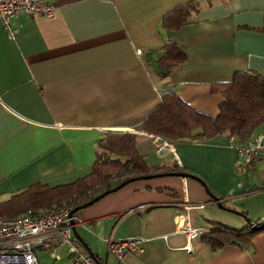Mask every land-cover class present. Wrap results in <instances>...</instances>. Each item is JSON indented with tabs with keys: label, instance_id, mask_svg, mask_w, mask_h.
Here are the masks:
<instances>
[{
	"label": "crops",
	"instance_id": "0c3cea01",
	"mask_svg": "<svg viewBox=\"0 0 264 264\" xmlns=\"http://www.w3.org/2000/svg\"><path fill=\"white\" fill-rule=\"evenodd\" d=\"M51 1L50 18L10 17L12 39L0 21V201L35 183L55 186L88 175L100 139L109 132L134 133L149 166L171 162L166 165L197 176L224 208L193 178L130 181L73 214L78 246L97 264H264V232L215 250L202 238L211 221L245 226L235 211L264 222V156L235 165L236 147L248 138L221 133L170 141L178 164L173 153L155 152L152 137L132 131H143L142 121L165 90L214 118L225 99L220 83L235 71L264 78V0ZM189 1L199 8L188 21L163 28V16ZM165 41L179 45L186 59L161 79L154 60ZM184 188L191 201L204 203L190 211L198 230L190 252L174 226ZM132 236L143 238L140 250L122 261L107 252L106 238ZM57 252L54 260L44 246L35 249L43 264H68L67 249Z\"/></svg>",
	"mask_w": 264,
	"mask_h": 264
},
{
	"label": "trees",
	"instance_id": "16d2710c",
	"mask_svg": "<svg viewBox=\"0 0 264 264\" xmlns=\"http://www.w3.org/2000/svg\"><path fill=\"white\" fill-rule=\"evenodd\" d=\"M198 8L197 2L189 1L170 10L162 18V27L178 29ZM160 49L154 65L158 76L163 79L185 61L186 53L173 41L163 42ZM219 86L225 99L219 105L216 117L198 111L175 92L165 90L161 93L160 103L142 121L141 130L172 142L184 138L207 139L221 133L243 141L257 127L264 128V78L259 73L235 71L229 82ZM176 171L184 172L176 165L165 163L149 166L136 148V134L109 132L98 141L96 159L88 175L55 186L35 183L0 201V216H16L40 207L57 209L68 203L73 205V209L132 177ZM204 188L214 194L208 186ZM161 189L170 192L166 188ZM242 215L246 220L245 226L232 228L211 221L202 238L215 250L246 244L255 234L264 232V228L251 227L252 223L259 227L264 222H253L246 213L242 212Z\"/></svg>",
	"mask_w": 264,
	"mask_h": 264
},
{
	"label": "built area",
	"instance_id": "2783aa9c",
	"mask_svg": "<svg viewBox=\"0 0 264 264\" xmlns=\"http://www.w3.org/2000/svg\"><path fill=\"white\" fill-rule=\"evenodd\" d=\"M54 4L51 0H0V21L8 38H14L15 30L10 27V17L18 14H35L47 18L52 17ZM139 52V50H137ZM152 137L157 154L164 151L174 154L178 164H181L174 151L173 144L167 139L139 130ZM236 167L250 164L255 159L264 156V130L236 147ZM203 202L191 201L186 190L181 196V209L174 215V226L186 237V250L190 252V242L198 235V230L190 222V211ZM73 205L64 204L57 209L36 208L16 216H0V264H43L36 256L37 246H44L48 257L59 259L58 247H65L69 254L68 264H97L95 258L78 246V240L72 233L71 215ZM144 207V205L140 206ZM143 238H106L107 252L116 260L122 261L133 251L140 250Z\"/></svg>",
	"mask_w": 264,
	"mask_h": 264
},
{
	"label": "water",
	"instance_id": "95a60500",
	"mask_svg": "<svg viewBox=\"0 0 264 264\" xmlns=\"http://www.w3.org/2000/svg\"><path fill=\"white\" fill-rule=\"evenodd\" d=\"M164 175H176V176H181L183 178H193L197 181H199L203 186H205L206 184L204 183L203 180L199 179L197 176H194L190 173H187V172H183V171H176V172H166V173H156V174H152V175H146V176H140V177H132L130 179H128L126 182H122L121 184H118L117 186L109 189V190H105L103 191L102 193L98 194L97 196H95L94 198H92L91 200L85 202L84 204L80 205V206H76L74 207L72 210H71V215H73L75 212H77L79 209H82V208H85L89 205H91L92 203L96 202L97 200H99L100 198H102L103 196H105L106 194L112 192V191H116L118 190L119 188H121L122 186H124L126 183L130 182V181H134V180H139V179H149V178H152V177H158V176H164ZM206 192L209 194L210 198H212V200L216 203V205L220 208H224L223 204L221 203V201L219 200V198L217 196H215L214 194L212 193H209L207 191V189H205ZM236 213L238 214H241V212H238V211H235ZM72 224V233L76 236V232H75V228H74V225H75V222L73 219H71V222ZM251 227L252 228H264V223L261 224L259 227L255 226L253 223L251 224ZM77 238L80 239V237L77 235Z\"/></svg>",
	"mask_w": 264,
	"mask_h": 264
},
{
	"label": "rangeland",
	"instance_id": "374dc122",
	"mask_svg": "<svg viewBox=\"0 0 264 264\" xmlns=\"http://www.w3.org/2000/svg\"><path fill=\"white\" fill-rule=\"evenodd\" d=\"M171 162H167L166 164H170ZM171 166V165H170ZM169 176L164 175V176H160V177H154V178H168Z\"/></svg>",
	"mask_w": 264,
	"mask_h": 264
}]
</instances>
